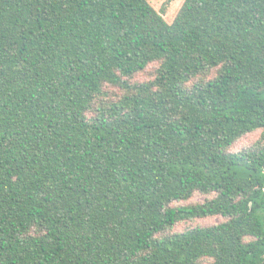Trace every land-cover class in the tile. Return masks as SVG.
Returning a JSON list of instances; mask_svg holds the SVG:
<instances>
[{"label":"trees","instance_id":"obj_1","mask_svg":"<svg viewBox=\"0 0 264 264\" xmlns=\"http://www.w3.org/2000/svg\"><path fill=\"white\" fill-rule=\"evenodd\" d=\"M172 1L0 0V264H264V0Z\"/></svg>","mask_w":264,"mask_h":264},{"label":"rangeland","instance_id":"obj_2","mask_svg":"<svg viewBox=\"0 0 264 264\" xmlns=\"http://www.w3.org/2000/svg\"><path fill=\"white\" fill-rule=\"evenodd\" d=\"M151 6L156 9L157 11L165 4L166 0H147ZM184 0H174L172 1L169 6L167 7V10L165 14L163 15V18L166 22L171 23L174 18L176 17L179 9L181 8ZM151 65L144 71L141 72L138 76L139 78H145L149 75L151 72ZM260 137V132L256 131L253 133H250L246 136H244L242 139H240L236 144L233 146V150L237 151L241 149L242 147H247L253 144L257 139ZM208 196L196 194L194 197L190 200V202H183V203H176L175 205H187L189 203H196V202H202L205 199H207ZM222 219L219 217H208V218H201V219H195V220H189V221H182L178 222L176 225H174L172 232H179L183 231L187 228L194 227V226H207L212 225L215 223L220 222Z\"/></svg>","mask_w":264,"mask_h":264}]
</instances>
